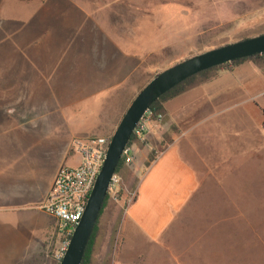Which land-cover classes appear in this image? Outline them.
I'll use <instances>...</instances> for the list:
<instances>
[{
	"label": "rangeland",
	"instance_id": "374dc122",
	"mask_svg": "<svg viewBox=\"0 0 264 264\" xmlns=\"http://www.w3.org/2000/svg\"><path fill=\"white\" fill-rule=\"evenodd\" d=\"M68 1L82 13L79 27L113 31L117 34L113 38L142 55L145 70L137 74L140 81L119 91L118 99L112 101L117 102L120 114L139 84L155 71L190 54L264 31V0ZM47 2L0 0V62L10 61L20 51L25 62L84 61L80 59L87 53L96 55V47L88 42L91 36H79L75 19L63 18L61 12L34 28L33 35L27 32L37 20L31 15ZM17 30L25 35L20 36ZM233 67L226 64L214 75L219 69ZM238 70L243 75L254 70L259 77L258 87L252 80L255 77L248 79L247 109L252 118L253 103L260 107L264 97V65L246 60ZM53 79L42 86L60 85ZM31 86L37 85L23 84L24 93ZM12 87L7 85L8 90ZM71 88L81 92L84 85L73 83ZM231 114L234 121L235 113ZM176 129L175 125H170L169 131L157 129L149 137V151H154L155 156L161 152ZM235 131L227 132L229 138L223 141L227 146L215 145L218 126L215 137L202 142V162L195 166V188L152 241L125 239L123 235L124 211L134 198L139 175L127 164L120 192L104 212L105 235L95 247L90 264H264V128L260 125V111L258 126L248 124ZM34 166L30 160L28 167ZM37 202L18 205L14 211H0V264H19L17 258L23 245L24 264H52L54 221ZM13 215L17 220L10 221ZM45 228L49 237L39 244Z\"/></svg>",
	"mask_w": 264,
	"mask_h": 264
},
{
	"label": "crops",
	"instance_id": "0c3cea01",
	"mask_svg": "<svg viewBox=\"0 0 264 264\" xmlns=\"http://www.w3.org/2000/svg\"><path fill=\"white\" fill-rule=\"evenodd\" d=\"M59 12L63 18L75 19V32L79 36H91L88 42L96 47V55L87 53L80 59L84 61L25 62L20 51L21 54L16 53L10 61L0 62V211H14V207L33 201H38L40 207L56 168L76 165L79 161L78 155L69 149L70 139L111 134L121 115L117 102L112 101L118 99L119 91L138 83L139 70H145L140 52L113 38L117 35L115 32L101 28L86 31L79 27L82 13L68 0H49L47 5L39 7L31 15L37 20L34 19L35 23L27 32L33 35L34 28ZM239 65L219 69L210 79L164 100L163 120L150 125L142 141L131 142L133 151L129 165L139 175L134 198L124 211L125 239L140 237L152 241L161 234L173 213L195 188V166L202 162L199 159L202 142L215 137L216 126L219 135L215 145L218 147L227 146L223 141L229 138L228 131L236 132L248 124L259 125V104L253 103L252 118L247 109L248 79L255 77L252 80L258 87L259 77L254 70L243 75L238 70ZM53 77L52 81L60 85L42 86ZM26 83L37 86H31L28 93H24ZM66 83L69 86H65ZM73 83L83 84L84 89L73 92ZM9 84L13 85L10 90ZM10 104L16 106L11 108ZM231 109L234 111L229 112ZM231 113H235L234 121ZM170 125L177 129L171 132L169 142L142 169L151 148L149 137L160 128L169 131ZM30 160L35 164L33 168L28 167ZM14 219L17 220V215L10 221ZM48 231L45 228L39 244L49 237ZM23 247L17 258L19 264H24L26 259Z\"/></svg>",
	"mask_w": 264,
	"mask_h": 264
},
{
	"label": "water",
	"instance_id": "95a60500",
	"mask_svg": "<svg viewBox=\"0 0 264 264\" xmlns=\"http://www.w3.org/2000/svg\"><path fill=\"white\" fill-rule=\"evenodd\" d=\"M264 52V31L188 55L154 73L132 96L109 136L105 155L57 264H79L85 244L106 194L110 175L132 128L146 108L161 94L185 78L209 67Z\"/></svg>",
	"mask_w": 264,
	"mask_h": 264
},
{
	"label": "built area",
	"instance_id": "2783aa9c",
	"mask_svg": "<svg viewBox=\"0 0 264 264\" xmlns=\"http://www.w3.org/2000/svg\"><path fill=\"white\" fill-rule=\"evenodd\" d=\"M162 116V113L153 114L152 109L146 108L130 135H133L134 140L142 141L149 126L159 123ZM109 136L72 137L69 149L78 155L79 161L76 165H59L56 168L44 201L40 205L54 219L56 245L51 252V258L57 262L62 257L73 228L84 209L88 193L103 161ZM132 151L131 142L126 143L121 151L124 164L131 162ZM120 186L121 177L113 172L106 193L115 199Z\"/></svg>",
	"mask_w": 264,
	"mask_h": 264
},
{
	"label": "trees",
	"instance_id": "16d2710c",
	"mask_svg": "<svg viewBox=\"0 0 264 264\" xmlns=\"http://www.w3.org/2000/svg\"><path fill=\"white\" fill-rule=\"evenodd\" d=\"M243 37H247V36H243ZM246 60H250V61H252L255 64H263L264 65V52L259 53V54H253V55L246 56V57L237 58V59H232L230 61H227V62L218 64V65L209 67L207 69L201 70V71H199V72H197V73L185 78L184 80L180 81L179 83H177L176 85H174L173 87L168 89L166 92H164L163 94L158 96L148 106V108L152 109L153 114L156 113V112H160L163 115L164 112H163L162 102L164 100H166V99H168V98H170V97L182 92L183 90H185V89H187V88H189V87H191V86H193V85H195V84H197L199 82L207 80L208 78H210V77H212L214 75V71L216 69H218L220 67H223L226 64L236 65V64H238L240 62H243V61H246ZM156 72L157 71H155L154 73H156ZM151 76H149V78ZM147 80H145V82ZM144 83H142L141 86ZM259 111H260V113L262 115V119L260 121V125H261L262 128H264V97H263L262 105L259 107ZM163 117H164V115L162 116V120H163ZM133 140H134L133 135H130L127 143H130ZM154 158H155L154 151H149L148 154H147V159L144 162V165L147 166L150 163V161H152ZM122 159H123L122 155H120L119 160H118V162H117V164L115 166L114 172L118 173L121 178H124L125 174L127 172L128 166H127V164L123 163ZM119 192H120V189L117 191L116 197H117ZM116 197H115V199H116ZM115 199H112L107 193L104 195V197H103V199L101 201V204H100V208H99L97 217H96V219L94 221V224H93L92 229L90 231L89 237H88L87 242L85 244V247H84V250H83V253H82V256H81L79 264H90L91 263L94 249L97 246L98 242L105 235L106 223H105L104 218H103L104 212H105L106 208L108 209V208L111 207L110 205L113 204ZM52 264H57V261L52 259Z\"/></svg>",
	"mask_w": 264,
	"mask_h": 264
}]
</instances>
